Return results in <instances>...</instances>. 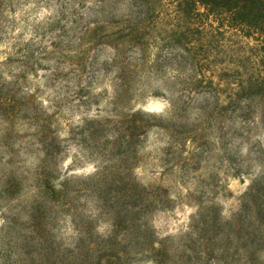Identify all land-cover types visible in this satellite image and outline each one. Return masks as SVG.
<instances>
[{
	"label": "rangeland",
	"instance_id": "1",
	"mask_svg": "<svg viewBox=\"0 0 264 264\" xmlns=\"http://www.w3.org/2000/svg\"><path fill=\"white\" fill-rule=\"evenodd\" d=\"M204 12L0 0V264H264V36Z\"/></svg>",
	"mask_w": 264,
	"mask_h": 264
},
{
	"label": "trees",
	"instance_id": "2",
	"mask_svg": "<svg viewBox=\"0 0 264 264\" xmlns=\"http://www.w3.org/2000/svg\"><path fill=\"white\" fill-rule=\"evenodd\" d=\"M186 2L192 10L198 4L204 6V15H213L220 21L219 23L224 24V20H227L232 25L247 28L250 33L264 36V0H186Z\"/></svg>",
	"mask_w": 264,
	"mask_h": 264
},
{
	"label": "snow or ice",
	"instance_id": "3",
	"mask_svg": "<svg viewBox=\"0 0 264 264\" xmlns=\"http://www.w3.org/2000/svg\"><path fill=\"white\" fill-rule=\"evenodd\" d=\"M159 109H160V106L159 105H155L152 108L153 111H158Z\"/></svg>",
	"mask_w": 264,
	"mask_h": 264
}]
</instances>
